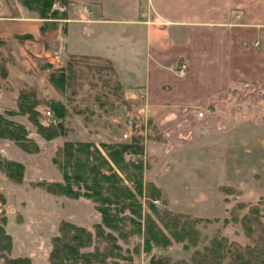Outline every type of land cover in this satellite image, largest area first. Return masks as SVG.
Returning a JSON list of instances; mask_svg holds the SVG:
<instances>
[{
	"label": "rangeland",
	"instance_id": "374dc122",
	"mask_svg": "<svg viewBox=\"0 0 264 264\" xmlns=\"http://www.w3.org/2000/svg\"><path fill=\"white\" fill-rule=\"evenodd\" d=\"M17 2L23 4V0ZM81 5L77 1L53 0L51 11H56L55 17L44 18L37 9L23 4L29 17L41 19L44 31L40 33L44 40L30 35L0 38V114L4 120L23 125L26 130L25 140L0 135V155L21 162L25 167L21 182L9 180L0 171V226L4 229L3 239H0V264L5 263L2 256H29L28 264H50L51 240L60 234V226L66 222L85 227L95 238V224L100 222L101 215L93 201L84 196L72 198L51 193L42 185L34 184L63 182L62 169L57 162L62 160L60 148L67 140L92 141L105 153L103 143L129 142L137 138L142 152L134 154L133 160L127 159L130 153L125 154V158L141 164L145 188L151 181L161 191V196L153 200L154 205L184 215L181 218H201L194 223L195 230L187 233L181 229V219H176L175 229L185 237L172 238L165 247L150 243L148 249L144 242V215L151 210L147 197L137 196L143 216L125 209L119 213L122 220L117 228L105 227L116 236L118 246L115 249L118 255L107 257L110 263L147 264L151 255L159 254L166 256L169 263L190 261L194 250L209 245L215 236L224 237L228 244L233 242L232 249L245 247L251 237L246 234L240 218L233 214L240 217L247 208L238 211L233 208L238 202L255 204L264 197V154L261 156L257 148H252L251 158L243 161L239 158L242 149L238 139L245 134L236 131L235 141L228 147L230 142L227 143L225 132L227 123H232L233 119L264 120V88L235 86L226 101L216 105L222 110L211 121L209 116H204L206 111L202 108L153 107L139 87L124 89L122 83L118 86L110 73L100 69L106 63L102 57L84 59L81 58L84 55L65 52V44L59 42L58 35L64 32L67 21L77 19ZM3 11L4 16H19ZM72 60L76 61L71 67L72 76L60 92L50 82L49 74ZM47 64L51 68H47ZM70 72L68 70V75ZM29 92L32 102H36L34 108L38 110L41 124H45L43 111L52 110L51 101L59 100L66 105L63 134L48 140L37 131L28 113L22 112L18 105L21 94ZM199 111L203 115H199ZM129 117L140 124L138 135L129 127ZM144 122H147L146 128ZM1 124V129L6 128V123ZM124 133L128 136L124 137ZM253 135L254 132L251 140H246L251 141V145L255 142ZM21 141L27 142L32 151L22 148ZM130 172H134L132 168ZM120 175L131 186L132 183ZM222 187L239 189L242 193L234 194ZM79 188L82 192L86 190L83 186ZM168 216L164 214L166 221ZM154 217L157 219L156 215ZM262 219L264 222V217ZM157 222L168 233L164 224L158 219ZM94 243L82 251L93 250ZM109 244L103 241L99 250H105Z\"/></svg>",
	"mask_w": 264,
	"mask_h": 264
},
{
	"label": "crops",
	"instance_id": "0c3cea01",
	"mask_svg": "<svg viewBox=\"0 0 264 264\" xmlns=\"http://www.w3.org/2000/svg\"><path fill=\"white\" fill-rule=\"evenodd\" d=\"M71 1L82 5L58 35L65 52L110 60L124 89L139 87L153 107L202 108L211 121L235 86L264 88V0ZM0 11L1 39L44 40L41 19L17 0L0 2ZM231 122L227 146L242 131L239 158L249 160L252 148L262 156L264 120Z\"/></svg>",
	"mask_w": 264,
	"mask_h": 264
},
{
	"label": "trees",
	"instance_id": "16d2710c",
	"mask_svg": "<svg viewBox=\"0 0 264 264\" xmlns=\"http://www.w3.org/2000/svg\"><path fill=\"white\" fill-rule=\"evenodd\" d=\"M53 0H23V4L29 9H37L41 17H55L56 11H51ZM41 32L44 31L43 26ZM28 35V34H27ZM20 37V36H19ZM87 59V56H81ZM74 59V58H73ZM89 59V58H88ZM106 60V59H105ZM76 61H68L67 66L53 70L49 74L50 82L60 91L63 92V86L72 76V66ZM107 63V64H106ZM103 68L115 78L114 82L121 87L117 73L110 60H106ZM47 64V68H51ZM68 70H71L68 75ZM31 92L21 94L18 105L23 112H27L29 119L34 122L37 131L45 138L52 139L59 134L64 133L63 120L67 114L66 105L59 101H51L50 108L52 112L60 119L56 125L41 124L37 118L38 110H36V102H32ZM4 116L0 114V135L7 136L15 140L26 139V130L23 125L16 124L10 120H4ZM6 123V128H2V123ZM14 125L15 128H7ZM32 142V141H31ZM22 148L32 151L27 142H20ZM34 149L38 147L33 143ZM105 153L92 141H64L61 150L62 160L57 165L62 169L63 182L58 181H41L34 184L42 185L48 192L63 194L68 197L78 198L84 196L94 202L96 210L101 215L99 223L95 224V238L93 234L83 226L66 222L60 226V234L54 236L51 240L52 248L49 253L50 264H115V262L107 261L108 256L118 255L115 250L118 246L115 243L116 236L111 231H106L105 227L110 229L117 228V223L122 220L119 213L125 209H129L139 217L143 216L141 212V202L137 196H146L147 204L151 213L144 215V242L150 243L158 247H165L171 243L172 238L181 240L187 232H192L194 223L201 218L184 217L182 214L167 210L165 208L158 209L153 200L161 196V191L153 182L147 183V188L143 183L141 164L135 161H127L125 154H137L142 152V145L137 138H133L131 142H114L102 144ZM129 160V159H128ZM24 165L21 162L4 158L0 155V171H2L9 180L21 182L24 174ZM130 168L134 172H130ZM131 186L126 184L120 173ZM129 171V172H128ZM83 184V185H81ZM79 186H83L86 190L82 192ZM234 194H241V190L222 187ZM145 189V191H144ZM247 208L245 212L238 217L237 213L233 214L240 218L246 234L251 237V242L242 246H236L232 249V244H228L224 237H213L209 245L194 250L193 255L188 260H179L169 263L166 256L151 255L147 264H264V197L252 204L251 202L241 201L233 208L240 210ZM164 214L168 216V221L164 218ZM161 221L168 233L161 228L155 219ZM163 216V218L161 217ZM182 215V216H181ZM190 220H189V219ZM181 219V229L184 233L177 232V220ZM5 218L2 217V221ZM174 220V221H173ZM195 228L193 229V231ZM4 229L0 226V239H3ZM103 241L109 242V246L105 250H99ZM93 242V250L82 251V248L90 246ZM2 256V255H1ZM4 264H28V257H5ZM131 264V263H130Z\"/></svg>",
	"mask_w": 264,
	"mask_h": 264
},
{
	"label": "built area",
	"instance_id": "2783aa9c",
	"mask_svg": "<svg viewBox=\"0 0 264 264\" xmlns=\"http://www.w3.org/2000/svg\"><path fill=\"white\" fill-rule=\"evenodd\" d=\"M198 114L199 115H203V112L202 111H199ZM42 119L45 122V125H55L58 122L57 117L54 115V113L50 109H47V110H44L43 111ZM127 121H129L128 122L129 123V127L132 128V132H134V133L139 132L138 130L140 128V124L137 121H135L132 117H129ZM146 126H147V122H144L143 123V127L146 128ZM136 134L138 135V133H136ZM123 136L124 137H127L128 134L127 133H124ZM130 136L128 137L129 139L131 138ZM131 140L132 139H130L129 142H131ZM133 157H134V154L130 153L128 155V158L127 159H132L133 160ZM0 207H1V203H0Z\"/></svg>",
	"mask_w": 264,
	"mask_h": 264
}]
</instances>
